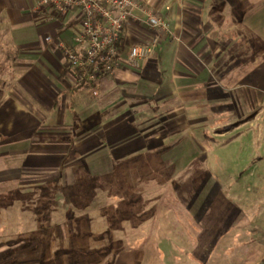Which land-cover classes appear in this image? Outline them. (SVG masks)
<instances>
[{
	"label": "crops",
	"instance_id": "crops-1",
	"mask_svg": "<svg viewBox=\"0 0 264 264\" xmlns=\"http://www.w3.org/2000/svg\"><path fill=\"white\" fill-rule=\"evenodd\" d=\"M37 1L0 0V184L9 185L0 195L11 201L7 192L15 189L23 199L28 190L18 189L29 183L59 182L68 151L83 145L97 152L101 167L131 168L130 177L122 171L101 174L102 192L104 180L117 183L115 195L107 198L115 203L123 199L122 183L127 182L133 184L128 198L140 200L143 184L148 192L145 208L133 207L132 222L121 218L125 210L118 204V219H94L97 196L78 200L77 210L87 216L75 218L76 226L69 230L78 232L73 237L79 245L131 244L113 253L110 263L143 264L145 258L138 253L147 237L140 233L147 231L163 247L159 262L147 264H264V227L239 216L225 217V226L204 223L212 201L206 203L220 195V187L212 186L207 193L192 188L221 139L248 141L253 134L246 127L247 87L252 70L256 79L264 71V0H140L170 22L171 33L140 68L123 67L94 86L81 85L76 75L65 73L68 60L60 44H73L81 31L78 12L60 16L47 8L34 11ZM150 36L151 30L139 22L124 30L126 44ZM261 149L256 147L254 157L262 158ZM172 192L177 200L191 199L183 220L171 214ZM63 196L75 204V196ZM71 207L65 216L76 210ZM29 211L26 200L18 199L0 208V247H6L0 251V264H29ZM109 230L119 233L114 236ZM225 230L231 237L224 254L230 257L223 263ZM204 231H210L209 238L203 237ZM96 262L102 264V257Z\"/></svg>",
	"mask_w": 264,
	"mask_h": 264
},
{
	"label": "rangeland",
	"instance_id": "rangeland-1",
	"mask_svg": "<svg viewBox=\"0 0 264 264\" xmlns=\"http://www.w3.org/2000/svg\"><path fill=\"white\" fill-rule=\"evenodd\" d=\"M255 72V70H252V84L249 88L247 87L250 91V102L246 104V110L250 113L246 127L250 128L253 132L251 138L248 141L242 140L233 143H230L232 140H228L227 137L221 139V146L214 153V158L207 161L206 166L201 170L202 172L198 173L197 178L192 182V188L197 190L198 193L202 190L207 193L212 186L214 188L220 187L221 193L216 199L210 198L206 203L205 198L207 195L203 196L206 206L212 201L209 204L210 210L204 220L206 224L212 221L217 226H223L225 217L229 218L233 216L234 218L239 216L244 219L250 217L251 219L248 220L250 225L264 227V71L261 79H256L254 76ZM259 94L262 95L261 101ZM78 146V149H70L68 151L65 165L61 171L62 178L59 182L29 183V187L18 189V191L28 190L26 194H23V199L18 198L17 190L15 189L12 190L13 193L7 192V196L10 195L11 201L0 198V208L12 205L14 199L26 200L28 210H30L26 224L29 230L27 233L28 246L26 247L29 264H98L96 261L99 260V257H102V264H105L103 257L106 255L108 264H113L110 263L115 256L113 253L132 247L131 244L125 247L105 246L107 242L104 243V247L93 243V245L88 243L79 245L78 240L73 237L78 232H70L69 228L73 229L76 226V222L73 225L75 218L82 219L87 216L86 214L83 215L82 211L77 210L78 200L88 202L91 200V197L97 196L92 205V217L94 219L97 217L104 221L109 217L118 219L120 217L119 214H115V206L118 204V206L125 210L121 218L131 220L133 207L139 204V207L143 206L141 210L145 208L146 204L144 201L146 199L144 197L148 192V185L143 184L138 193L142 197L140 200L128 198L132 197L133 184L127 182L122 183L124 188L123 199H119L115 203L113 199L107 198L106 195L109 197L115 195L117 183L113 179L104 180L102 192L99 184L103 178L101 174L115 176L122 171L124 176L130 177L131 168H117L110 165L101 167L98 163L99 156L97 152L82 149L84 148L82 147L83 145ZM257 146L262 147L261 151H258L259 157L262 158H258V156L254 157ZM229 150L234 151L233 155L229 154ZM81 159H83L84 165L81 163ZM143 169L147 170V168ZM11 185L13 187L16 186V184ZM172 188L174 189V185ZM63 195H69L71 198L75 196V204L65 198L66 202L63 199ZM100 195L106 198L100 199ZM173 196L176 197L175 193L172 192V196L170 197V202L173 205L171 214L173 217L176 218L177 216V218L183 220L184 215H188L191 209V199L182 196L181 199L178 198L177 200V197L173 198ZM66 203L67 205H65ZM68 206L71 209V206H74L76 210H71V216L67 217V215H64V210ZM55 207L61 209L57 213L55 212L56 214L52 211ZM161 209H157V212ZM173 213H177V215L175 216ZM102 215L104 218H102ZM68 222L70 223L69 225ZM226 232L225 230L221 233V236H224L221 238L220 243L221 261L223 263L230 257L229 253L224 254L227 251L226 245L229 243V238L231 237ZM17 233L18 231H15V235ZM107 233L117 236L119 232L109 230ZM163 233L161 232V235ZM147 234V231L140 233L141 236L144 235L147 238L141 244L140 249L142 251L140 250L138 254L139 256L143 255L145 258L143 264L155 260L159 262L163 247H159L158 241L148 238ZM126 235L129 236V233H126ZM208 235H210V231H204L203 237L209 238L210 236ZM12 236L14 237V233ZM67 236L69 240L66 239ZM74 241L76 245L73 246ZM3 249H6V247H0V251ZM16 249L18 250V247ZM15 253L12 252V254Z\"/></svg>",
	"mask_w": 264,
	"mask_h": 264
},
{
	"label": "built area",
	"instance_id": "built-area-1",
	"mask_svg": "<svg viewBox=\"0 0 264 264\" xmlns=\"http://www.w3.org/2000/svg\"><path fill=\"white\" fill-rule=\"evenodd\" d=\"M32 8H47L60 16L78 12L81 31L73 44L62 42L60 47L81 83H96L123 67L140 68L171 33L170 22L140 0H38ZM133 22L151 30L147 41L126 44L124 30Z\"/></svg>",
	"mask_w": 264,
	"mask_h": 264
},
{
	"label": "trees",
	"instance_id": "trees-1",
	"mask_svg": "<svg viewBox=\"0 0 264 264\" xmlns=\"http://www.w3.org/2000/svg\"><path fill=\"white\" fill-rule=\"evenodd\" d=\"M66 72H69V73H71V74H73V75H76V76H77V74H78L77 69H74V68L69 64V62L66 64V70H65V73H66ZM80 83H81V82H80ZM81 85H85V86H94L95 83H93V84H89V83H85V82H83V83H81ZM7 186H9V185H7V184H0V192H3V190H4ZM0 194H1V193H0ZM0 198L3 199V196L0 195Z\"/></svg>",
	"mask_w": 264,
	"mask_h": 264
}]
</instances>
